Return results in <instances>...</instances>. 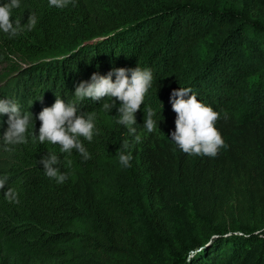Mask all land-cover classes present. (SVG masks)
Instances as JSON below:
<instances>
[{
  "label": "trees",
  "instance_id": "obj_1",
  "mask_svg": "<svg viewBox=\"0 0 264 264\" xmlns=\"http://www.w3.org/2000/svg\"><path fill=\"white\" fill-rule=\"evenodd\" d=\"M31 12V31L0 32V97L35 118L55 94L75 100L93 72L138 64L154 77L144 103L162 115L148 133L144 105L137 110L142 139L127 168L116 155L129 138L117 109L91 98L76 101L98 116L93 141L81 138L88 159L47 141L0 140L5 188L19 192L10 203L0 189V264H264V0H71L63 9L21 0L13 15L23 24ZM180 86L219 113L215 156L171 140L169 97ZM48 151L60 155L65 182L44 174Z\"/></svg>",
  "mask_w": 264,
  "mask_h": 264
},
{
  "label": "clouds",
  "instance_id": "obj_2",
  "mask_svg": "<svg viewBox=\"0 0 264 264\" xmlns=\"http://www.w3.org/2000/svg\"><path fill=\"white\" fill-rule=\"evenodd\" d=\"M71 0H48L49 6L58 9L66 8ZM21 0H4L0 3V32L15 36L25 30L31 31L38 22V16L31 12L27 22L21 24V18L13 15V10L19 8ZM15 17V19H10ZM115 76V79H113ZM153 72L149 67H114L107 74L93 72L90 79L83 80L75 86V100L68 101L56 95L51 106H45L34 118L28 110L22 111L19 103L5 97H0V116L7 113L8 127L0 133V140L5 144H27L29 138L33 143L49 142L58 144L61 153L71 154L73 150L82 158L88 159L90 152L85 147L83 139L91 142L99 129L97 113L84 112L77 107L76 101L91 98L103 101L102 109L106 113L117 109L112 115L118 126L125 127L129 138H125L116 152L120 165L131 166L133 153L132 144L139 143L142 137L137 134L136 112L144 105L143 127L148 133L155 131L159 122L155 107L145 105V96L153 86ZM116 98V99H113ZM170 102L175 111V130L170 132L171 140L185 153L190 155L215 156L224 144V139L216 127L219 113L210 105L197 98L190 87L180 86L172 89ZM117 100L120 103L117 105ZM36 119L41 121L38 135L35 133ZM61 157L54 151H48L41 156L44 174L56 183H63L68 173L61 171ZM8 176L0 174V189L4 199L10 203H19V192L12 187H6ZM192 253L188 259L191 260Z\"/></svg>",
  "mask_w": 264,
  "mask_h": 264
},
{
  "label": "rangeland",
  "instance_id": "obj_3",
  "mask_svg": "<svg viewBox=\"0 0 264 264\" xmlns=\"http://www.w3.org/2000/svg\"><path fill=\"white\" fill-rule=\"evenodd\" d=\"M1 2L3 3L4 2V0H1ZM7 67H9V65L8 64H3V67L1 68V70H6L7 69ZM259 80H260V78H258V77H254V78H252L251 79V83H257V82H259ZM1 144H2V146H6V144L2 141L1 142ZM258 219H264V216H256Z\"/></svg>",
  "mask_w": 264,
  "mask_h": 264
},
{
  "label": "bare ground",
  "instance_id": "obj_4",
  "mask_svg": "<svg viewBox=\"0 0 264 264\" xmlns=\"http://www.w3.org/2000/svg\"><path fill=\"white\" fill-rule=\"evenodd\" d=\"M6 189V188H5ZM3 194V193H2ZM2 196V195H1ZM5 204V203H4Z\"/></svg>",
  "mask_w": 264,
  "mask_h": 264
}]
</instances>
